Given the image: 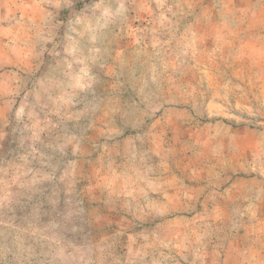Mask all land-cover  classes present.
Returning <instances> with one entry per match:
<instances>
[{
	"label": "rangeland",
	"instance_id": "rangeland-1",
	"mask_svg": "<svg viewBox=\"0 0 264 264\" xmlns=\"http://www.w3.org/2000/svg\"><path fill=\"white\" fill-rule=\"evenodd\" d=\"M0 264H264V0H0Z\"/></svg>",
	"mask_w": 264,
	"mask_h": 264
},
{
	"label": "trees",
	"instance_id": "trees-1",
	"mask_svg": "<svg viewBox=\"0 0 264 264\" xmlns=\"http://www.w3.org/2000/svg\"><path fill=\"white\" fill-rule=\"evenodd\" d=\"M86 2H90V0H86Z\"/></svg>",
	"mask_w": 264,
	"mask_h": 264
}]
</instances>
